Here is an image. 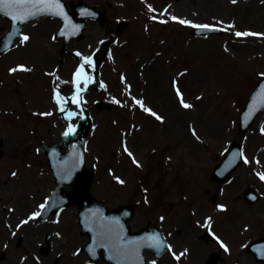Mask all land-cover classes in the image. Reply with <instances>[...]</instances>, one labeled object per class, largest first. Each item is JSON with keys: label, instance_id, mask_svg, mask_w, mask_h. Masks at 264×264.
I'll return each mask as SVG.
<instances>
[{"label": "rangeland", "instance_id": "374dc122", "mask_svg": "<svg viewBox=\"0 0 264 264\" xmlns=\"http://www.w3.org/2000/svg\"><path fill=\"white\" fill-rule=\"evenodd\" d=\"M62 1L102 8L114 31L123 26L99 66L85 69L77 83L80 63L115 35L106 22L87 21L83 39L70 43L61 64L62 42L54 40L60 22L48 17L26 24L23 39L0 56V254L6 257L0 264H52L39 253L50 231L58 234L52 257L67 258L59 264H86L77 207L44 224L35 219L54 187L37 148L58 142L80 118V109L68 106L76 84L93 119L85 148L86 168L95 169L93 197L108 209L133 204L135 228L145 212L159 225L165 200L176 207L167 222H177L182 236L191 235V223L210 221L231 250L235 244L225 264H258L236 247L264 236V112L244 135L243 163L230 180L219 187L211 172L239 139V113L264 75V0ZM193 25L224 34L193 37ZM9 27L0 16V38ZM65 109L70 124L62 119ZM249 185L262 199L245 207L241 196Z\"/></svg>", "mask_w": 264, "mask_h": 264}, {"label": "water", "instance_id": "95a60500", "mask_svg": "<svg viewBox=\"0 0 264 264\" xmlns=\"http://www.w3.org/2000/svg\"><path fill=\"white\" fill-rule=\"evenodd\" d=\"M71 12H68L67 6L61 0H33V2L23 3L19 5H11L0 11V15L11 22L10 31L0 39V55H3L15 45V39L21 38L20 31L24 24L29 21L36 20L40 17L50 16L57 18L61 22V28L57 31L55 39L63 41L60 50V64L62 58L67 55L66 47L72 39H83V31L85 29V21L92 19L103 25L105 13L99 8H91L82 2L69 4ZM120 33L118 30L117 34ZM191 34L195 37H204L208 35L222 36V29L216 27H198L192 30ZM107 44L106 48L108 47ZM105 50L102 57L105 56ZM98 53L95 54L93 60L99 64L97 59ZM86 62L82 68L90 66ZM82 94H75L70 100L71 105L83 103ZM99 106V105H98ZM264 111V77H262L252 90L246 105L240 112L239 121V139L233 141L222 157L219 165L212 171L213 179L218 183H224L230 175L240 166L242 161V144L245 133L255 121L259 113ZM67 119V117H66ZM92 128V119L85 109H83L82 118L74 128H70L59 142L52 145L41 143L38 148V154L47 156L48 165L51 169L55 187L51 192V196L47 204L43 208L41 217L46 218L50 213H57L63 207L76 205L78 207L79 225L82 235H87L89 244L86 250L94 260L103 258L108 264H126V257L129 264H143L140 257V251L135 255L131 252L132 248L141 247L140 238L142 235L133 236V241L126 239L131 237L126 232L125 222L129 217H123L121 211L125 207H121L118 211L107 210L102 202L95 200L89 192L94 178V169L85 168V142ZM63 150V151H62ZM72 187V191L68 192L66 188ZM243 198L249 204H255L259 201V195L250 186L244 192ZM132 214V208L127 207L126 210ZM155 230V229H154ZM157 231V230H156ZM149 246L158 249L161 240H154V233L150 230ZM127 234V235H126ZM53 234H49L47 238H51ZM101 250V256L97 252ZM247 252L255 257V260L264 263V237L250 243ZM123 254L124 260L122 259ZM161 253H157V257Z\"/></svg>", "mask_w": 264, "mask_h": 264}, {"label": "flooded vegetation", "instance_id": "af4514ba", "mask_svg": "<svg viewBox=\"0 0 264 264\" xmlns=\"http://www.w3.org/2000/svg\"><path fill=\"white\" fill-rule=\"evenodd\" d=\"M174 186H176L174 184ZM220 187V186H219ZM215 194L211 196V200H215V203H217L218 199L220 198V192L219 190H215ZM208 195H210L208 193ZM164 200V197H163ZM210 200V201H211ZM0 198V203H1ZM213 204V205H214ZM245 207H249L246 204H244ZM176 207L173 206L171 203H165V200L160 206L161 213L157 216V222L159 225V231L161 232L163 239L165 243L167 244L168 250L165 252V254L162 256L160 260H154L153 254L148 249L143 250V256L146 259V261H155L156 264H159L161 262L165 264H225L226 257H229L231 251L235 249V244L232 245V250L230 247V244L228 241L223 239L221 236L217 234L216 231L213 230V224H210L211 222L205 226L199 225L197 222L191 223V229L190 232L191 235L187 236L186 233H184V236L181 235V227L173 228L174 225H178L177 222L168 223L167 220H172V217L169 216L170 212L174 210ZM136 210L134 213V216L132 219L127 223L129 226V232L130 233H137L141 229L147 227L151 222L149 221L148 212H145L144 218L145 221H143L142 225L140 227L135 228V224L132 222L134 221L136 217ZM41 222V223H46ZM170 225V226H169ZM53 231H50L46 233L44 237V243L45 245L39 248V253L41 256L46 258V262H50L52 260V264H54L56 258L52 257L54 247L51 244L57 237H51L47 239V235ZM56 233V232H55ZM49 240V241H48ZM18 247L21 246V242L18 241L17 244ZM246 245L243 244L241 247L237 245L238 252H243L247 255L245 251ZM80 250V249H79ZM81 253H83L80 250ZM85 256L86 264H90L89 260L85 253H83ZM250 256V255H249ZM60 256L58 255V258ZM62 258H66V256H62L59 258V262L62 261ZM6 259L5 255L2 253L0 254V263L3 262ZM67 259V258H66ZM239 260V258H238ZM21 261V260H20ZM58 262V263H59ZM23 264V263H22ZM78 264H83L78 261ZM98 264H105L103 262H99Z\"/></svg>", "mask_w": 264, "mask_h": 264}, {"label": "snow or ice", "instance_id": "6c2138e0", "mask_svg": "<svg viewBox=\"0 0 264 264\" xmlns=\"http://www.w3.org/2000/svg\"><path fill=\"white\" fill-rule=\"evenodd\" d=\"M29 2H33V0H0V11H5V8L7 6L19 5V4H23V3H29ZM233 2H235V0H233ZM181 23H183V21H181ZM193 27H203V28H207L206 25H204V26L193 25ZM236 35L237 36H240V35H252V34L251 33H244V34L236 33ZM27 39H28V37L25 36L24 37V40H27ZM89 63H90V61H89ZM77 75H79V73H77ZM183 107L188 108L190 106L188 104H183ZM157 119H159V117H157ZM261 179H264V176H262ZM37 215H39V214H37Z\"/></svg>", "mask_w": 264, "mask_h": 264}, {"label": "bare ground", "instance_id": "6f19581e", "mask_svg": "<svg viewBox=\"0 0 264 264\" xmlns=\"http://www.w3.org/2000/svg\"><path fill=\"white\" fill-rule=\"evenodd\" d=\"M11 220H13V219L10 218L9 221L11 222ZM10 225H11V224H10ZM10 225H8V224L6 223V227H10Z\"/></svg>", "mask_w": 264, "mask_h": 264}]
</instances>
